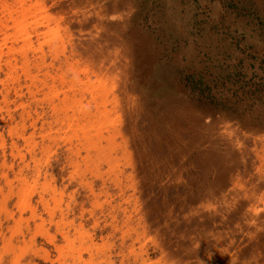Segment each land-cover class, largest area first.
Segmentation results:
<instances>
[{
  "label": "rangeland",
  "instance_id": "1",
  "mask_svg": "<svg viewBox=\"0 0 264 264\" xmlns=\"http://www.w3.org/2000/svg\"><path fill=\"white\" fill-rule=\"evenodd\" d=\"M0 264H264V0H0Z\"/></svg>",
  "mask_w": 264,
  "mask_h": 264
},
{
  "label": "trees",
  "instance_id": "2",
  "mask_svg": "<svg viewBox=\"0 0 264 264\" xmlns=\"http://www.w3.org/2000/svg\"><path fill=\"white\" fill-rule=\"evenodd\" d=\"M257 244H254L252 247H250L249 249L245 250V251H249V252H252L254 250V247L256 246ZM254 253H256V251H254Z\"/></svg>",
  "mask_w": 264,
  "mask_h": 264
}]
</instances>
